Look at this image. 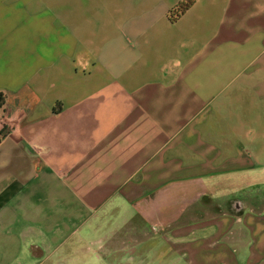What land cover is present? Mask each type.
<instances>
[{
    "label": "crops",
    "instance_id": "1",
    "mask_svg": "<svg viewBox=\"0 0 264 264\" xmlns=\"http://www.w3.org/2000/svg\"><path fill=\"white\" fill-rule=\"evenodd\" d=\"M184 1L0 0V264H264V0Z\"/></svg>",
    "mask_w": 264,
    "mask_h": 264
},
{
    "label": "trees",
    "instance_id": "2",
    "mask_svg": "<svg viewBox=\"0 0 264 264\" xmlns=\"http://www.w3.org/2000/svg\"><path fill=\"white\" fill-rule=\"evenodd\" d=\"M193 4L192 0H186L184 2H180L179 4H177L176 6H174L171 10H170V19L172 21H176L178 20V18H180V16L182 14L185 13L186 10H188L191 5Z\"/></svg>",
    "mask_w": 264,
    "mask_h": 264
},
{
    "label": "flooded vegetation",
    "instance_id": "3",
    "mask_svg": "<svg viewBox=\"0 0 264 264\" xmlns=\"http://www.w3.org/2000/svg\"><path fill=\"white\" fill-rule=\"evenodd\" d=\"M240 203H242V202H240ZM237 206H238V204L236 203V204H235V207H237Z\"/></svg>",
    "mask_w": 264,
    "mask_h": 264
}]
</instances>
